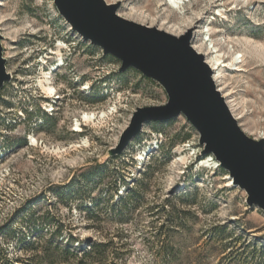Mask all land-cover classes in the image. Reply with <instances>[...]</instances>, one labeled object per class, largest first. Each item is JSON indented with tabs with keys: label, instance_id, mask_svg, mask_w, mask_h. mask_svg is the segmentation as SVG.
<instances>
[{
	"label": "rangeland",
	"instance_id": "rangeland-1",
	"mask_svg": "<svg viewBox=\"0 0 264 264\" xmlns=\"http://www.w3.org/2000/svg\"><path fill=\"white\" fill-rule=\"evenodd\" d=\"M105 1L120 3L124 18L136 11L143 25L193 30V46L197 31L213 29L208 37L225 53L221 93L243 131L264 138V0H238L237 8L235 0H191L185 23L149 0ZM0 3L12 76L0 93V264H76L82 253H66L71 237L78 249L113 241L106 264H264V211L202 154L184 116L146 123L110 157L139 108L168 102L158 83L134 69L121 73L119 60L73 31L55 0ZM59 44L64 64L53 70ZM234 54L242 63L232 65ZM46 56L53 98L38 86ZM85 113L106 117L85 122Z\"/></svg>",
	"mask_w": 264,
	"mask_h": 264
},
{
	"label": "water",
	"instance_id": "water-1",
	"mask_svg": "<svg viewBox=\"0 0 264 264\" xmlns=\"http://www.w3.org/2000/svg\"><path fill=\"white\" fill-rule=\"evenodd\" d=\"M60 15L85 41L134 69L167 93L165 105L139 108L110 157L121 155L146 123L184 116L198 131L203 155H213L232 184L247 193L249 207L264 211V138L249 137L232 114L206 57L193 46V30L177 36L122 17L120 3L105 0H55ZM0 31V93L12 80Z\"/></svg>",
	"mask_w": 264,
	"mask_h": 264
},
{
	"label": "bare ground",
	"instance_id": "bare-ground-1",
	"mask_svg": "<svg viewBox=\"0 0 264 264\" xmlns=\"http://www.w3.org/2000/svg\"><path fill=\"white\" fill-rule=\"evenodd\" d=\"M220 1H223V0H209L208 2H209V4L214 5ZM149 2L156 3L158 5V7H160V8L164 7V10H166V12H168V14L172 15V17H175L174 15H176L177 17H179L182 20L183 23H185L186 22V15H187L186 6L188 3L191 4L192 1L191 0H149ZM234 3H235L234 8H237L239 1L235 0ZM173 11H176V14H173ZM197 16H198L199 20L203 19L202 13L197 14ZM216 16L221 17V18H225L224 17V11L219 10L217 12ZM126 18H128L129 20H134V21H139V22L144 21V17L138 15L136 11H131V13L129 15H126ZM213 20H215V19H212L211 21H213ZM211 21H209V22H211ZM164 25H166V23ZM177 25H174L170 28H166V29L161 28V29L166 30L167 32L172 33L174 35L180 36L183 34V32L180 30V27H178ZM213 33H214V30L211 28H207V30L203 29V30L197 31L195 34V38L199 37V41L195 44L194 48L199 53L203 54L206 57L208 64L210 65L211 69L214 72V80H215L216 84H218V89L220 91H222V89L219 88L220 87V85H219L220 80L219 79L221 77L222 68L224 67V63H225V61H224L225 53L224 54L220 53V49L215 47V44L213 43V41H211V38L208 37ZM210 41H211V43L209 44L208 42H210ZM64 48H66L65 45L59 44L58 48H57L58 50L51 52V54L57 55L59 57V63H60L57 67H54L53 70H55L58 67L63 66L64 57H63L62 52H63ZM51 58L52 57H50V56H46L45 58H43L42 74H41L42 77L38 81V86L47 95V98H53L57 94V90L53 86V83H52V80L50 77L51 74L47 73V72H45V70H43L45 68V65L48 64L47 60H49ZM242 59H243L242 55H239V54L231 55L232 65L242 63ZM231 109H232V107H231ZM83 115L84 116L82 117V120L85 122L95 121L98 118H105L106 117L105 113H103L102 115L96 114V113H85ZM76 127H77L76 132L82 131L81 130V124L79 122H77ZM30 140L32 143L31 145H33V146L38 145V141L35 137L32 136L30 138ZM187 160H188L187 156H184L181 158V161L183 163H185ZM207 163H209V162H207Z\"/></svg>",
	"mask_w": 264,
	"mask_h": 264
},
{
	"label": "trees",
	"instance_id": "trees-1",
	"mask_svg": "<svg viewBox=\"0 0 264 264\" xmlns=\"http://www.w3.org/2000/svg\"><path fill=\"white\" fill-rule=\"evenodd\" d=\"M92 204H93L92 207L94 209L98 208V204L96 202H94ZM59 234H60L59 231H57L55 233V235H59ZM75 241H76V239L74 237L70 238V244L66 248L67 249L66 253L70 254L71 251H80L82 253V258L79 259L76 264H106L107 249L110 248V246H112L114 244L113 241L92 242L91 244L88 245L87 248L82 247V248L78 249V247L75 248ZM55 249L57 251L60 250L59 245H57V247ZM46 259H47V257H44V259L41 260L39 263L45 264V262H48V264H52L51 262L49 263L48 260L46 261ZM63 261L69 262L68 259H63Z\"/></svg>",
	"mask_w": 264,
	"mask_h": 264
},
{
	"label": "flooded vegetation",
	"instance_id": "flooded-vegetation-1",
	"mask_svg": "<svg viewBox=\"0 0 264 264\" xmlns=\"http://www.w3.org/2000/svg\"><path fill=\"white\" fill-rule=\"evenodd\" d=\"M53 103H56V102H53Z\"/></svg>",
	"mask_w": 264,
	"mask_h": 264
}]
</instances>
